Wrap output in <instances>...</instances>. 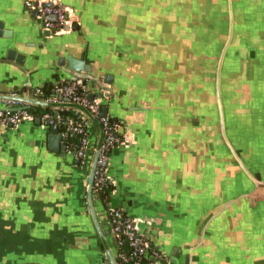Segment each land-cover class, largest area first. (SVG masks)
I'll list each match as a JSON object with an SVG mask.
<instances>
[{
  "label": "crops",
  "instance_id": "crops-1",
  "mask_svg": "<svg viewBox=\"0 0 264 264\" xmlns=\"http://www.w3.org/2000/svg\"><path fill=\"white\" fill-rule=\"evenodd\" d=\"M26 1L0 0V94L46 103L32 92L67 80L59 61L70 56L113 77V98H100L127 142L110 154L107 204L93 198L95 226L88 156L48 150L42 122L0 126V264H101L109 207L136 222L162 264H264V0H56L80 29L50 37ZM225 56L244 65L222 84ZM217 94L240 162L220 139ZM68 114L58 118L77 122ZM86 132L94 145L98 124Z\"/></svg>",
  "mask_w": 264,
  "mask_h": 264
},
{
  "label": "built area",
  "instance_id": "built-area-1",
  "mask_svg": "<svg viewBox=\"0 0 264 264\" xmlns=\"http://www.w3.org/2000/svg\"><path fill=\"white\" fill-rule=\"evenodd\" d=\"M25 9L29 14L35 16L43 30L50 31L52 35H62L70 32L75 24V18L59 6L41 5L37 0H27ZM48 17H54V21H48ZM64 27H68L66 31ZM80 79L57 81L53 85L52 95L47 97L46 103H56L58 98L65 99L69 104L79 106L89 112L102 129V144L100 146L95 169L93 172L92 192L102 191L108 182L106 171L110 162V154L114 148L127 142L124 135L118 133V124L108 115L101 112V106L97 100H89L88 92L82 88ZM41 89L36 88L32 93L40 96ZM49 98V99H48ZM18 105L14 101H3L5 110L0 111V126L4 128H15L24 120H39L40 123L53 124V117L44 114L36 119L27 110L10 111ZM69 130L79 136L78 145L70 150L67 144L66 151L72 152L74 156L83 163L89 152L94 153V145L88 139L86 124L75 122L69 126ZM64 135V134H63ZM66 137V135H64ZM107 188V187H106ZM111 192V189L109 193ZM107 215L110 222V238L112 240V255L114 264H162L163 257L160 252L151 247L148 242L138 234L136 222L119 208L109 207ZM101 264H109L108 259Z\"/></svg>",
  "mask_w": 264,
  "mask_h": 264
},
{
  "label": "water",
  "instance_id": "water-1",
  "mask_svg": "<svg viewBox=\"0 0 264 264\" xmlns=\"http://www.w3.org/2000/svg\"><path fill=\"white\" fill-rule=\"evenodd\" d=\"M40 2L41 5H55V6H59L62 9L67 10V12H69L74 18H75V24H73L70 28V31L76 32L80 29V26L77 23L76 17L73 13V10L65 5H63L62 3L56 1V0H37ZM33 18L35 19V16H33ZM36 20V19H35ZM48 21H54L55 18L54 17H48L47 18ZM2 26L0 24V36H6V32H3L2 30ZM39 29L42 31V35L44 37H50L52 35V33L50 31L47 30H43L42 27L39 25ZM64 29L67 31L68 27H64ZM8 60H14L16 64L22 65V56L20 55H16L15 51L13 50H8L7 55H6ZM222 59V58H221ZM66 60V61H65ZM218 68H217V73H216V81H219L220 79V65L222 60L218 59ZM65 62L67 63V65L65 64ZM66 65V66H65ZM59 66L61 69V74L62 75H66L67 80H75V79H80L82 81V85L79 88V90H81L82 88H84L87 92H88V98L89 100H95V98H99L100 100V106H101V112L105 115L107 114V109L104 108L105 104L107 103V100H102V95L104 94H108L111 98H113V94L112 92L109 90V88H107V86H110L112 84L113 81V77L110 74H103V78L102 80L101 78V74L95 72L92 67L90 65H85L83 61L80 60H75L72 57L68 56L66 59H63L61 61H59ZM219 91V87L216 86V92L218 93ZM0 101H14L17 102L18 105L12 107V108H7L10 111H19V110H28L30 108V106H38V107H48L51 109H55V108H66L68 110H70V114L73 118H75L77 121L79 122H83L85 124H88L89 121H93L96 124L97 121L94 120V118L89 114V112L79 106L76 105H72L69 104L65 99L62 98H58V102L56 103H44L40 100H35V99H30V98H22L19 97L15 94H0ZM217 102H219L218 104V108H219V120H218V132H219V136L220 139L222 140L224 146L226 147L228 153L233 156V158H235L238 162H240L239 157L236 155V153L233 151V149L231 148V145L229 143V141L227 140V138H225L224 132H223V115H222V107L220 105V96L219 94H217ZM5 110V108L3 106H0V111ZM53 120L55 121L53 124H48V123H43L44 125V129H45V142H46V146L48 148V150H50L51 152H55L58 153L60 155H63L64 152L66 151V145L63 143V139H64V135L62 133L59 132L58 126L60 124H64V125H69L71 126L73 124L72 121L69 120H64V119H59L58 118V114L55 112L53 114ZM36 123L39 124L40 121L36 120ZM99 130H100V135L99 138L97 140V142L94 144V153L91 154V152L88 153V161L89 162V173L87 176V183H88V188H87V194H86V199H87V205L89 207L90 210V214L91 217L93 219V222L95 223V226L97 225L96 223V217H95V213H94V207H93V197H92V182H93V172L95 169V165H96V161H97V157L99 154V150H100V146L102 144V140H103V136H102V129L101 126L98 124ZM98 202H100V204L103 206L102 202L98 200ZM104 207V206H103ZM103 213L105 214L106 218H107V224L109 225V231L111 230L110 227V222H109V218L107 215V212L105 210V208H103ZM108 231V232H109ZM103 244H104V249L106 252V256L108 259V263L109 264H114V260H113V255L112 252L108 249V246L106 245V243L103 240ZM189 260H188V256L185 257V264H188Z\"/></svg>",
  "mask_w": 264,
  "mask_h": 264
},
{
  "label": "trees",
  "instance_id": "trees-1",
  "mask_svg": "<svg viewBox=\"0 0 264 264\" xmlns=\"http://www.w3.org/2000/svg\"><path fill=\"white\" fill-rule=\"evenodd\" d=\"M52 85L46 84L41 88L40 95H52ZM29 114H31L36 119H39L42 115L48 114L53 117L55 113L51 108L48 107H38V106H30L27 110ZM69 113V112H68ZM66 112L57 113L58 117L67 118L69 114ZM64 135H66L67 144L70 146V150L74 149V146L78 145L79 136L69 130V127L61 126ZM107 187V188H106ZM106 187L102 189V191L92 192V197L96 200L101 201L104 205L107 204L109 199V191L111 189V185L106 184Z\"/></svg>",
  "mask_w": 264,
  "mask_h": 264
},
{
  "label": "rangeland",
  "instance_id": "rangeland-1",
  "mask_svg": "<svg viewBox=\"0 0 264 264\" xmlns=\"http://www.w3.org/2000/svg\"><path fill=\"white\" fill-rule=\"evenodd\" d=\"M228 58H230V57H228ZM228 58H227V56H225V58L220 59V60H222L221 65H222V68H223L222 74L220 76V79L222 80V84H225L226 82H229L231 80L237 79V76L233 77V76H226V75L238 74V73H242L243 72V71H241V67L244 64H241L240 60L234 66H231V62H230V60H228ZM257 61H258V63L260 62L259 60L253 61V62L250 63L251 66H253L254 65L253 63L257 62ZM220 79H219L218 82H220ZM237 84H240V85H242L244 87L250 85L249 82H237ZM221 102H222V112H223L222 113V115H223V132H224L225 138H227V140L230 143V133H229L230 122H229V119H228V110H229V108L227 107L228 106L227 100L223 97V95H222V101ZM230 145H231V143H230ZM233 151L236 152V150H233Z\"/></svg>",
  "mask_w": 264,
  "mask_h": 264
},
{
  "label": "flooded vegetation",
  "instance_id": "flooded-vegetation-1",
  "mask_svg": "<svg viewBox=\"0 0 264 264\" xmlns=\"http://www.w3.org/2000/svg\"><path fill=\"white\" fill-rule=\"evenodd\" d=\"M228 60H230V62H231V66H234L239 60H237V59H229L228 58ZM243 63V62H242ZM250 65V64H249ZM247 66V63L245 64V67Z\"/></svg>",
  "mask_w": 264,
  "mask_h": 264
}]
</instances>
